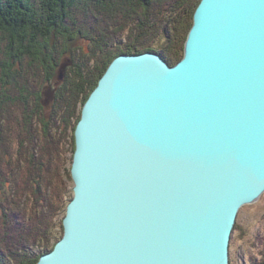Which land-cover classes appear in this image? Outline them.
Returning <instances> with one entry per match:
<instances>
[{"label":"water","instance_id":"water-1","mask_svg":"<svg viewBox=\"0 0 264 264\" xmlns=\"http://www.w3.org/2000/svg\"><path fill=\"white\" fill-rule=\"evenodd\" d=\"M74 143L63 234L37 264H228L238 211L264 192V0H200L174 65L113 58Z\"/></svg>","mask_w":264,"mask_h":264},{"label":"trees","instance_id":"trees-1","mask_svg":"<svg viewBox=\"0 0 264 264\" xmlns=\"http://www.w3.org/2000/svg\"><path fill=\"white\" fill-rule=\"evenodd\" d=\"M199 1L0 0V191L9 184L11 190L0 198V264H10L9 257L15 260L12 264H37L39 257L52 250L61 238L62 234L52 238L44 226L61 207L49 200L46 184L57 167L55 162H61L63 157L59 150L53 151V143L62 140L66 128L76 125L80 118L77 105H83L119 54L153 51L169 65L176 64L183 57ZM96 14L109 22L135 20L129 29L135 43H129V34L122 47L121 43L110 45L106 42V29L98 30L92 24L94 34L90 38L94 47L90 52L94 63L90 67L76 63L79 55L65 46L77 35L81 37V33L88 35L85 26L98 21ZM155 23L164 26L160 31L165 36L164 45L159 50L143 43L145 28ZM57 45L64 46V53L70 52L75 68L73 78L58 86L47 114L40 101L42 88L39 90L37 79L54 78L60 55ZM18 109L24 114L13 116V110ZM66 175L69 177V170ZM17 191L27 195L32 206L28 208L24 200L21 202L15 195ZM42 238L43 246L33 253V244Z\"/></svg>","mask_w":264,"mask_h":264},{"label":"rangeland","instance_id":"rangeland-1","mask_svg":"<svg viewBox=\"0 0 264 264\" xmlns=\"http://www.w3.org/2000/svg\"><path fill=\"white\" fill-rule=\"evenodd\" d=\"M94 16L98 18V21L96 22L97 24L96 23L94 24V22L90 21L85 26L87 28L88 35L85 36L84 33H81V37L77 35L73 40H71V43H67L66 44L67 46H65L66 48H70V51H72L73 49L75 53L79 55L75 60L76 63H81V64L86 63L90 67H92L94 63V58L92 57V54L90 52L92 47H94V43L90 38L94 34L93 30L91 29L92 24H93L92 26H95L96 29L98 28V30L106 29L105 30V35L107 36L106 42L110 45L111 43L112 44L121 43L120 46L122 47V45L125 43V40H128L129 34L131 37L129 38V43L130 44L135 43L134 34H131V31H129V29L130 30L132 29L134 25L132 23L135 20L130 21L129 23L126 21L121 22L118 20H113V22H109V20L107 19L103 20L102 15L100 14H96ZM159 23H155L153 25H150L149 27H146L145 32L143 33L144 36L146 35L145 37L146 41H143V43L156 50L162 48L165 40V36L163 35V32L162 34L160 32L161 30L163 31L164 26H162V23L159 25ZM57 46H58V51H60L59 53L60 55L58 57L59 59L58 65H59L62 60L70 59L69 56L70 52L64 53V46L63 45L62 46L57 45ZM75 61L72 60L69 64L66 65L64 69L62 81L61 83L58 84V86L62 84L64 81L68 82L71 78H73L72 70L73 68H75L74 65ZM40 79L41 77L40 78L38 77L37 79V81H40L39 90L41 88L43 89L46 84L53 83V81L56 80V76H54V78L49 81L48 80L42 81ZM30 90L32 91L34 89L30 87ZM54 97H55V93L53 95L52 102L48 108H45V106L43 105L47 114H49L50 112V109L54 101ZM42 98L43 96L40 97V101L42 100ZM82 106L83 105H81L80 103L77 105L76 111H78L79 109V114L81 113ZM22 112L20 109L13 110V113H15L13 116L21 117L20 115L22 114ZM11 116L12 114L10 113V117ZM75 126L73 127V125H71L68 128H66L63 137L60 138L62 140L57 143L54 142L52 146V149L53 151H55V153L57 152V150H59L61 156H63L62 159H60L61 162L58 161L55 162V165L57 167L53 170V173L51 174L50 177L51 180L47 182L48 184H46V188L48 187L49 190L48 192L49 200L51 201L53 199L54 204L61 205V207L57 209L55 215L52 216V218L48 219V221H45L44 223V226L47 225V228L52 238L63 234L62 218L65 215V210L69 202V199H71L73 196V190H72L73 181L70 176V166L74 152L73 149H75V143H74ZM10 140L11 141L13 140L12 143L14 148L16 149L17 148V144H15L16 140L13 139V137L10 138ZM68 170H69V177L68 175H66ZM11 183H13V181ZM9 189H10V184L3 191H0V198H4L2 196L6 195L11 191ZM15 195L21 199V202L22 200H24V204H27V206L30 205L31 201L26 200L27 195H24V193H21L20 195L18 191ZM59 198H61V200ZM30 206H28V208ZM37 240L35 242L36 244H33L34 246L31 249L33 253L38 251L43 246L45 238L39 239L38 242ZM9 259H10L9 260L10 264L15 262L13 258L9 257ZM228 264H264V192L257 198V200H255L252 203L244 204L239 209L229 242Z\"/></svg>","mask_w":264,"mask_h":264},{"label":"bare ground","instance_id":"bare-ground-1","mask_svg":"<svg viewBox=\"0 0 264 264\" xmlns=\"http://www.w3.org/2000/svg\"><path fill=\"white\" fill-rule=\"evenodd\" d=\"M71 60V59H70ZM72 61V60H71ZM61 83V82H60ZM57 88H58V86H57ZM57 88L55 89V92H56V90H57ZM41 92H42V89H41ZM41 96H42V93H41ZM41 104H42V102H41ZM43 105V104H42Z\"/></svg>","mask_w":264,"mask_h":264}]
</instances>
